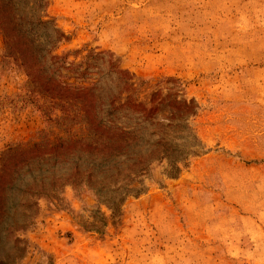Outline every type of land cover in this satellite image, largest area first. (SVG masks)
<instances>
[{"label":"rangeland","instance_id":"374dc122","mask_svg":"<svg viewBox=\"0 0 264 264\" xmlns=\"http://www.w3.org/2000/svg\"><path fill=\"white\" fill-rule=\"evenodd\" d=\"M9 1L60 93L0 28V264H264V0ZM118 97L142 171L86 166Z\"/></svg>","mask_w":264,"mask_h":264},{"label":"trees","instance_id":"16d2710c","mask_svg":"<svg viewBox=\"0 0 264 264\" xmlns=\"http://www.w3.org/2000/svg\"><path fill=\"white\" fill-rule=\"evenodd\" d=\"M39 1L43 2V0ZM15 10L16 9L14 8V5L11 6L9 0L5 2H2V0H0V28L2 29L6 37L9 54L14 55L15 53H18V58L21 59V65L27 68L29 75H32V82L40 83L42 85V88L46 91L54 90V95L59 94V89L51 87V85H49L47 81L43 80L44 76L41 75V67L37 65L38 61L43 55L33 53V51L29 49V45L21 41L22 39H26L24 33L37 32V29L35 27L36 25L34 26V22H30V24L32 25L29 28L23 29V25L25 23H29V21H25L21 14H13ZM48 22V20H45L42 17H39L37 20L38 25L47 24ZM44 34H46V41L51 42L52 38L50 37V35L46 32H44ZM58 39L60 40V38H57V40ZM119 99H121V97H118V99H113L111 101V109L108 111V116H110V124L105 122L104 119H97L96 116H93L90 119V128L98 137L93 138V145L88 146L89 149H95L96 152L91 155H94L96 157L89 159V162L86 164V166H92L96 170H100L103 167H108L110 171V168L112 167L111 162L114 161L115 158L124 156L128 157L130 154H132V152L141 148L142 141L131 138L134 133H137V131L139 133L140 128L139 130H137L132 121L124 123L125 119L120 115L121 111H128L131 108L138 110L139 114L137 115L136 120L140 121L139 125L148 120L151 122L158 121L157 119L153 118V114L157 110V107H148L142 103H134L133 101L132 103H130V99H127L124 102L115 103L116 100ZM175 104L178 107L182 108L180 112L181 116H185L191 112H194V108H192L193 106L188 105L186 101H176ZM183 128H185V126ZM158 142L164 143L165 140L164 138H162L159 139ZM61 147H65L64 144H61ZM162 147L164 149H162ZM165 147L166 145L159 146L156 152H160L162 150L163 152H166ZM170 154L172 155V157H170V160L171 162L173 161V165H176L178 163V160L183 159L185 156V153H179L176 151H171ZM133 157L137 158L139 161L138 163H135L133 168L138 169V167L140 166V171L144 170L146 165H143V163H145L147 159L143 156L141 149H139L137 152H134ZM79 166V163L76 162L75 170L79 169ZM87 172L92 171H90V169H87ZM116 172L119 174V167L116 168ZM111 204L113 206L116 204L115 199L111 201Z\"/></svg>","mask_w":264,"mask_h":264}]
</instances>
